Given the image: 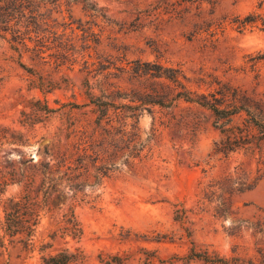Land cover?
I'll return each instance as SVG.
<instances>
[{
    "label": "rangeland",
    "instance_id": "1",
    "mask_svg": "<svg viewBox=\"0 0 264 264\" xmlns=\"http://www.w3.org/2000/svg\"><path fill=\"white\" fill-rule=\"evenodd\" d=\"M58 3L62 12L51 14L58 19L51 18L46 30L45 57L38 56L34 40L29 47L19 43L32 70L0 37V125L29 138L25 145L0 148V169L48 162L53 143L72 130L71 123L89 155L103 156L112 139L94 123L103 93L114 97L107 98L117 106L110 110L115 127L126 121L131 131L135 119L129 114L140 113L137 135L125 138L145 148L129 164L121 156L93 189L85 186L75 197L59 186L32 247L20 235L0 234V264H43V255L75 247L84 250L85 264H102L99 255L111 254L124 256V264H213L189 260L192 250L231 263L264 264V142L218 151L224 134L213 111L183 98L139 109L148 91L168 90L172 82L131 69L136 59L174 64L195 92L228 84L264 102V30L261 23L239 30L234 21L251 11L264 16V0ZM243 118L236 115L233 124L243 125ZM21 192L17 183L0 192V218L8 198ZM69 207L83 227L80 241L63 234Z\"/></svg>",
    "mask_w": 264,
    "mask_h": 264
},
{
    "label": "trees",
    "instance_id": "2",
    "mask_svg": "<svg viewBox=\"0 0 264 264\" xmlns=\"http://www.w3.org/2000/svg\"><path fill=\"white\" fill-rule=\"evenodd\" d=\"M58 7V0H0V37L7 38L11 46L19 51V63L29 70H32L30 69L32 67H27L22 61L19 43L29 47V41L34 40L38 56L44 58L45 56L41 53L44 51L42 46L47 37L46 30L50 26L53 10L62 12V9ZM52 19L57 23L58 16ZM234 21L239 30L259 23H261L260 28L264 30V16L255 11L243 16L238 15ZM131 69L139 76L163 77L172 82L168 90L148 91L149 97L142 99L139 109L145 108L143 105L146 103L165 104L168 98L171 100L183 98L207 106L213 111L217 125L224 134V137L216 144L218 151L228 153L249 143L264 142V102L252 98L237 86L223 84L216 91L195 92L188 87L187 76L181 66L167 65L157 61L141 62L136 59ZM99 97L102 101L96 102L95 108H99L100 112L94 120L95 128L102 129V134L112 138L109 146L103 150V156H100L99 152L96 153V157L89 155L88 149L82 147L79 140L75 138L77 133H74L77 132V127H72L75 124L71 123L69 129L72 130L64 138L58 137L53 143L54 150L49 154L48 162L40 161L24 169L14 164L11 165L10 170L0 169L1 193L12 183L22 185V192L18 196L8 198V207L5 209L4 217L0 218V234L3 232L4 235L9 236L20 235L23 244L32 247L41 215L45 210L51 209L53 197L59 196L57 193L59 186L71 189L75 197L85 186L93 189L100 178L107 176L109 171L117 167V161L121 156L124 157L123 162L127 164L140 156L145 145L132 143L134 137L125 138L126 135H137V119L140 113L134 111L129 114L135 119L131 124V131H126V121L121 122L120 127H115L110 110L112 106L117 109V106L112 105V101L108 99L109 97L114 99V97L110 93H103ZM45 106L46 109H51L47 104ZM117 113L120 114V112ZM236 115H244L243 125L233 124ZM117 133L120 134L118 138ZM28 141L26 134L0 125V148L5 143L25 145ZM120 142L127 143L129 146H118ZM87 159L89 162H86ZM90 159L93 161L90 162ZM93 167L95 172L92 170ZM63 221V234L80 241L84 231L74 209L69 207V212L64 213ZM54 237L55 235L52 236ZM49 246H51L50 243L44 244L45 248ZM188 258L213 264H244L238 260L231 263L232 259L196 250H192ZM99 259L102 264H124L126 260L120 254H111L108 258L99 255ZM86 260V254L81 247L64 248L42 256L43 264H85Z\"/></svg>",
    "mask_w": 264,
    "mask_h": 264
}]
</instances>
